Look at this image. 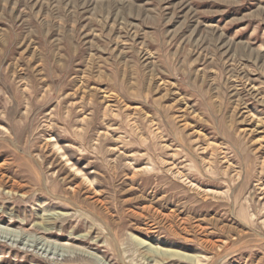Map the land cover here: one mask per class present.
<instances>
[{"label": "rangeland", "instance_id": "obj_1", "mask_svg": "<svg viewBox=\"0 0 264 264\" xmlns=\"http://www.w3.org/2000/svg\"><path fill=\"white\" fill-rule=\"evenodd\" d=\"M0 264H264V0H0Z\"/></svg>", "mask_w": 264, "mask_h": 264}, {"label": "bare ground", "instance_id": "obj_2", "mask_svg": "<svg viewBox=\"0 0 264 264\" xmlns=\"http://www.w3.org/2000/svg\"><path fill=\"white\" fill-rule=\"evenodd\" d=\"M35 230H36L35 232L40 233V234H43V233H42L41 231H39L38 229H35ZM35 232H34V233H35ZM19 234H20V233H19ZM17 236H18V235H17ZM43 237H44V236H43ZM14 241H15V240H14ZM65 248L67 249L68 246H66ZM169 252H170V251H169ZM155 253H156V252H155ZM44 254H45V253H44ZM161 254H162V253H161ZM165 256L169 258V257L175 256V253H171L170 255H168L167 253H165ZM182 257H183V256H182ZM167 260H168V259H167Z\"/></svg>", "mask_w": 264, "mask_h": 264}]
</instances>
